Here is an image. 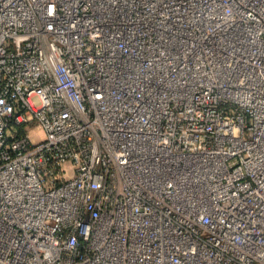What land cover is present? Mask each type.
Masks as SVG:
<instances>
[{
  "label": "built area",
  "instance_id": "built-area-1",
  "mask_svg": "<svg viewBox=\"0 0 264 264\" xmlns=\"http://www.w3.org/2000/svg\"><path fill=\"white\" fill-rule=\"evenodd\" d=\"M0 264H264V0H0Z\"/></svg>",
  "mask_w": 264,
  "mask_h": 264
}]
</instances>
